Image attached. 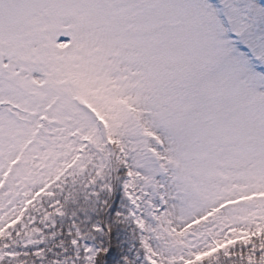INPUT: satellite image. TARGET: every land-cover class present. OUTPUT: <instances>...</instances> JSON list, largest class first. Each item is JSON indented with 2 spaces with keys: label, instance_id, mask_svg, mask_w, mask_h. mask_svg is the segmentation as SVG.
Listing matches in <instances>:
<instances>
[{
  "label": "snow or ice",
  "instance_id": "obj_1",
  "mask_svg": "<svg viewBox=\"0 0 264 264\" xmlns=\"http://www.w3.org/2000/svg\"><path fill=\"white\" fill-rule=\"evenodd\" d=\"M0 264H264V0H0Z\"/></svg>",
  "mask_w": 264,
  "mask_h": 264
}]
</instances>
